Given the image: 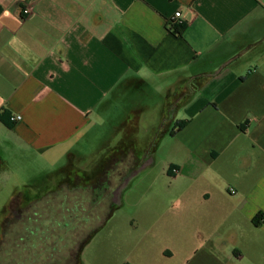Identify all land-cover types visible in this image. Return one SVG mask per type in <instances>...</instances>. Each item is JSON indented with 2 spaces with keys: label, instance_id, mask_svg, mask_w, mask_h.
<instances>
[{
  "label": "crops",
  "instance_id": "obj_1",
  "mask_svg": "<svg viewBox=\"0 0 264 264\" xmlns=\"http://www.w3.org/2000/svg\"><path fill=\"white\" fill-rule=\"evenodd\" d=\"M3 112L22 119H0V190L99 127L120 143L97 173L110 157L155 167L172 140L163 172L220 229L219 264H264V0H0Z\"/></svg>",
  "mask_w": 264,
  "mask_h": 264
},
{
  "label": "rangeland",
  "instance_id": "obj_2",
  "mask_svg": "<svg viewBox=\"0 0 264 264\" xmlns=\"http://www.w3.org/2000/svg\"><path fill=\"white\" fill-rule=\"evenodd\" d=\"M113 130L109 126L96 129L79 145L75 158L55 153L28 161L19 168L16 180L28 184V189L0 190V243L7 238L0 264L220 263V251L211 247V242L221 238L220 229L216 223L206 229L198 204L201 200L196 197L187 202L180 197L182 178H174L168 170L167 174L163 172L172 140L163 143L155 167H140L127 175L119 189L120 199L101 216L81 217L84 203L88 207L91 203L83 191L79 197L60 192L62 186L58 182L64 175L70 177L67 170L78 168L93 177L91 166H99L120 143V136ZM119 162L115 159L113 166L119 167L122 175L112 176L111 190L121 184L127 166L132 163L127 160L120 168ZM53 188L50 195L33 205L34 209L11 227L5 226L3 220L7 219L12 202L23 198L29 203ZM191 192L196 193L194 189ZM80 201L81 212L75 208ZM70 212L77 216L76 222L69 218ZM1 230L9 233L4 236ZM79 249L80 255L75 258L73 253Z\"/></svg>",
  "mask_w": 264,
  "mask_h": 264
},
{
  "label": "flooded vegetation",
  "instance_id": "obj_3",
  "mask_svg": "<svg viewBox=\"0 0 264 264\" xmlns=\"http://www.w3.org/2000/svg\"><path fill=\"white\" fill-rule=\"evenodd\" d=\"M129 158H131L132 163L130 162ZM115 159H118L120 161V168L121 164L126 162L127 160L128 164L131 163V165L127 166V169L129 171L127 170V174H123L124 176L122 177L121 184L116 185L114 189L111 190V188H113L112 176L118 174L122 175L119 167L113 166L115 165ZM119 163H117L116 165L119 166ZM144 166L145 163L142 162V160L138 158H132L130 156H124L110 157L100 173H96L94 170H92V173L94 175L90 178L85 175V172L80 171L78 168L67 170V173L70 177L64 175L61 181L58 182L62 186L60 192L66 191L67 194L75 195L77 197L78 194L80 195V193L83 191L84 195L90 197L91 203L89 204V207L87 203H84L85 211L82 212L81 217L91 218V216L94 214L95 216H101L103 215V212H105V210H108L109 208L111 209L113 203L120 199L121 194L119 189L122 187V183L124 182V179L127 178V175L130 174L131 171H137L140 167L144 168ZM67 178H69V180H72V182H70ZM55 187L56 186H54V188ZM54 188L44 191L38 196V198L29 203H26L23 198H20L16 202H12L8 207L7 217L5 216L7 219L3 220V222L6 221L4 222L5 226L12 225L17 219H21L23 217V214H25L29 210L34 209L33 205L36 204V202L40 199L43 200L47 195H50L51 191L55 190ZM75 205H77L75 208H77L79 211L82 209L81 201ZM67 210L71 211L70 209ZM68 215L71 220H74L76 222L77 216H74V214L71 212ZM5 232L6 230H1L2 234H5Z\"/></svg>",
  "mask_w": 264,
  "mask_h": 264
},
{
  "label": "trees",
  "instance_id": "obj_4",
  "mask_svg": "<svg viewBox=\"0 0 264 264\" xmlns=\"http://www.w3.org/2000/svg\"><path fill=\"white\" fill-rule=\"evenodd\" d=\"M182 29H183V24H180L178 27H176L175 28V32L177 33V34H181V32H182ZM8 116H7V114H6V112H3V113H0V119H1V121H3L5 124H7V125H11L12 123H11V121H10V117L9 118H7ZM187 124V122H183V121H178V123H177V129L175 130V131H172V134H174V133H176L177 132V130H180V129H182L185 125ZM42 199H40L39 201H41ZM39 201H37V202H39ZM12 225H9V227H11ZM9 232L8 231H6L5 232V234H4V236L5 235H7ZM5 242V243H4ZM4 243V244H3ZM7 243V238H6V240H2V243H0V253L3 251V248H4V245ZM3 244V245H2ZM53 252V251H52ZM73 255H75V258H78L79 257V255H80V249L78 250V251H76V253H73ZM49 264V263H48Z\"/></svg>",
  "mask_w": 264,
  "mask_h": 264
},
{
  "label": "built area",
  "instance_id": "obj_5",
  "mask_svg": "<svg viewBox=\"0 0 264 264\" xmlns=\"http://www.w3.org/2000/svg\"><path fill=\"white\" fill-rule=\"evenodd\" d=\"M24 13H25V14H30V13H31V7H27V8L24 10ZM181 16H182L181 11H177V12L175 13L174 17H173V20L180 19ZM181 22H182V21H181ZM181 22H180V24H181ZM21 119H22V116H20V115L12 116V117L10 118V120H11L12 122H16V121H19V120H21ZM231 192L234 193L235 191H234L233 189H231Z\"/></svg>",
  "mask_w": 264,
  "mask_h": 264
}]
</instances>
